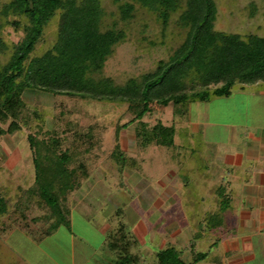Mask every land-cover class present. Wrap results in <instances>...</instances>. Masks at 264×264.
<instances>
[{
	"label": "rangeland",
	"instance_id": "374dc122",
	"mask_svg": "<svg viewBox=\"0 0 264 264\" xmlns=\"http://www.w3.org/2000/svg\"><path fill=\"white\" fill-rule=\"evenodd\" d=\"M5 1L0 0V3ZM101 1L107 13L106 22L110 24L116 19L113 17L116 8L111 0ZM214 2L216 31L264 37V0ZM57 21L58 17L45 30L35 55L43 54L54 45ZM119 28L125 30V40L116 47L102 72L103 77L112 79L116 85L153 70L159 60L167 59L183 38L173 25L162 36L153 16L142 10L128 24L119 23ZM0 37L11 46L23 37V33L7 25ZM1 61L5 63L6 58L1 57ZM261 88L264 84L235 85L230 96L211 94L207 102L190 105L187 114L179 113L172 106L163 109L152 105L151 113L143 122L148 128L157 122L168 127L173 125L176 133L173 146L169 148L155 145L143 148L136 137L137 123L128 125L132 115L127 112L126 105L31 92L25 94L20 130L9 131L0 137V196L7 204L6 214L0 216V264H72L73 239L75 249L79 243H84L104 252L100 245L103 235L99 233L104 226L101 222L103 213L111 210L115 203L125 204L129 217L136 210L133 205L149 197L158 208L143 210L137 207L139 213L144 211L149 215L155 211L151 221H147L149 231L144 247L131 250V254L139 256V264H155L153 252L171 246L180 252L193 235H196V239H192L195 250L180 253L184 255L182 260L190 263L198 254L207 255L217 238L211 229L212 223H207V216L217 207L213 193L217 178L215 169L207 171L201 167L205 160L200 159V155L212 156L214 150L209 148L210 144L228 142L230 117L237 116L234 123L243 124L246 119L243 115L252 111L250 91ZM2 127L6 129L7 124ZM50 131L61 141L57 151L67 150L76 156L78 161L71 167L82 162L88 176L80 178L76 190L66 194L65 200L61 201L69 213L66 224L38 243L36 240L44 235L54 218L48 219L50 212L38 198L29 201L26 197V190L34 188L35 179L33 151L28 137L32 135L35 141H47V132ZM116 145L124 153V169H120L113 159ZM133 159L139 168L131 162ZM140 177L144 179L143 183L146 182L144 186L138 185ZM95 185L102 188L107 185L109 197L105 205L90 208L85 203V196ZM101 194L104 195L103 190ZM168 199L173 202V207L165 206ZM25 205L27 210L18 213ZM141 216L144 217L143 213ZM124 221L127 222V218ZM177 235L186 239L178 241L180 245L174 240ZM188 249L186 245L184 250ZM105 253H100L102 258L115 259L111 252ZM257 261L256 264H260V260Z\"/></svg>",
	"mask_w": 264,
	"mask_h": 264
},
{
	"label": "trees",
	"instance_id": "16d2710c",
	"mask_svg": "<svg viewBox=\"0 0 264 264\" xmlns=\"http://www.w3.org/2000/svg\"><path fill=\"white\" fill-rule=\"evenodd\" d=\"M111 4L116 8V19L108 24L101 0L0 3V32L8 25L23 33L11 46L0 37V137L20 130L23 96L31 92L126 105L132 115L128 125L137 123L139 127L136 137L140 145L169 148L176 133L174 126L157 122L148 128L143 122L152 105L163 109L172 106L187 114L190 105L207 102L211 94L225 97L235 85L264 84V37L216 31L214 0H111ZM141 10L153 16L162 36L173 25L183 38L153 70L116 85L102 72L116 47L125 40V30L119 28V23L128 24ZM56 17L54 45L35 55L45 30ZM1 57L6 58L5 63ZM5 124L6 129L2 127ZM47 138L35 141L32 135L28 137L35 179L26 197L29 201L38 198L50 212L48 219L54 218L37 242L66 224L69 213L61 201L76 190L80 178L88 176L82 162L71 167L78 161L76 156L67 150L57 151L61 141L53 131L47 132ZM114 153V161L124 169L126 159L117 145ZM131 162L139 168L135 159ZM24 210L26 205L18 213ZM6 212V201L0 196V216ZM109 245L117 254L116 264H139V258L129 254L131 245L123 229L110 239ZM203 258L205 254H198L187 263L175 247H168L157 252L155 264H196Z\"/></svg>",
	"mask_w": 264,
	"mask_h": 264
},
{
	"label": "crops",
	"instance_id": "0c3cea01",
	"mask_svg": "<svg viewBox=\"0 0 264 264\" xmlns=\"http://www.w3.org/2000/svg\"><path fill=\"white\" fill-rule=\"evenodd\" d=\"M250 92L252 111L243 115L246 118L245 122L236 125L234 118L237 116L230 117L232 122L228 124L230 127L228 142L222 144L217 141L210 144L209 148L214 150L212 156L204 153L200 155V159L205 160L201 167L207 171L210 169L216 171V187L213 193L217 207L207 216V223L209 225L212 223L213 228H210L216 232L217 238L206 252L205 258L196 264H256L257 260H260V264H264V88ZM210 160L212 161L209 162ZM143 181L144 179L140 177L137 181L138 185L144 186L146 182ZM102 190L104 195L101 194ZM108 192L107 185H103V188L95 185L86 194L85 203L90 208L101 207L108 201ZM164 204L168 208L173 207L170 199ZM135 205L133 207L136 210L133 215L129 213V217L125 212L127 207L125 204L115 203L111 210L103 213L101 222L104 226L99 229V233L103 235L100 245L103 250L105 249L104 252L84 243H79L75 249V239H73L72 264H116L117 254L110 248L109 241L121 229L127 233V240L131 245L129 254L136 257L131 254V250L136 248L141 250L144 247L149 231L147 221H151L155 214L152 210L149 217L148 213L143 211L144 217H142L137 207L144 210L158 208V205L151 197ZM125 218L127 222L124 221ZM87 222H90L88 218ZM68 229L70 232V228ZM192 239H196V235H193L190 242L186 241V244H183L181 254L186 251L193 253L195 244ZM174 240L178 243L186 239L177 235ZM186 245L189 247L188 250H184ZM106 251L111 252L115 259L102 258L100 253L104 255ZM153 253L156 259L157 252ZM183 256L181 255L182 259Z\"/></svg>",
	"mask_w": 264,
	"mask_h": 264
}]
</instances>
